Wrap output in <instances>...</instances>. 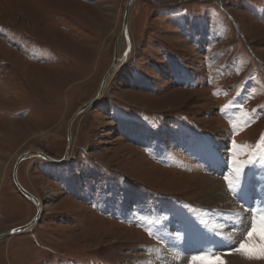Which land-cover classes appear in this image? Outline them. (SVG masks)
<instances>
[{
	"label": "rangeland",
	"instance_id": "rangeland-1",
	"mask_svg": "<svg viewBox=\"0 0 264 264\" xmlns=\"http://www.w3.org/2000/svg\"><path fill=\"white\" fill-rule=\"evenodd\" d=\"M126 1L0 0V233L36 215L16 192V158L61 160L69 121L111 66ZM128 32L132 55L73 122L69 158L17 168L42 215L0 240V264H142L204 212L203 191L238 196L230 170L264 160V0H137ZM257 215L237 263L190 248L184 264H264Z\"/></svg>",
	"mask_w": 264,
	"mask_h": 264
},
{
	"label": "bare ground",
	"instance_id": "bare-ground-1",
	"mask_svg": "<svg viewBox=\"0 0 264 264\" xmlns=\"http://www.w3.org/2000/svg\"><path fill=\"white\" fill-rule=\"evenodd\" d=\"M127 2L128 0L125 3V7ZM129 9L130 8H128V13H129ZM123 17L124 15H122V21H123ZM234 19L236 20V18ZM127 24H128V20H127ZM123 33H124L123 36L120 37V40L116 46L117 57L119 59L121 66L124 64V62L127 59H129V57L132 55L133 52L132 42L128 34L129 33L128 27L123 29ZM108 70L105 72V74H107ZM117 71L118 69L116 68L114 69V67H112L111 73L108 74L106 78V86L108 85L114 73H116ZM100 95L101 93H99V97ZM71 131H72V127H71ZM212 151L213 150L209 149L206 153L213 167L215 169H219V167L222 168L223 167L222 160L219 157L214 156V154L211 153ZM238 153H240V151H238ZM68 158H69V154L65 156L64 161H66ZM245 170H246L245 167H240V168L238 167L237 169L233 168L232 170H230V172L234 177V180L238 182V186H239L238 200L241 201L240 203L244 204V208L243 207L240 208L241 206L237 205L238 203L237 196L233 197V195H231V193L227 191L225 187L224 190L212 189L215 191H212L209 194L203 191L202 196L205 197V200H203L204 203H202L204 204L202 210L205 213L202 212L196 214L198 217L197 220L195 219L192 220L189 218H187L186 220L184 219V224L186 226H184V230H183L184 234L182 238L180 237L181 238L180 240H178V238L177 240L174 239L175 235L169 232L165 235V242L159 245L148 246L147 248L148 258L143 260L142 264H159L158 263L159 260L167 256L170 259L172 257L176 258L178 264H184L186 254L188 253L187 251L190 248H192L193 252H196L200 248H208V249L216 248L220 250L221 252L220 254H222L225 259L237 263L241 257H239V254L236 252L235 247L237 246V243L240 239V235L243 234V232L245 231L248 225V219L250 218L251 215L256 213H261L264 215V160L253 165L249 169L247 168L246 173ZM215 179H216L215 173L208 174L209 181H214ZM199 219H201L205 223L204 227L198 226ZM124 230L126 229L124 228ZM7 233H9V231L2 232L0 233V235ZM125 233H127V231ZM131 234H130V238H131ZM140 234L137 235L139 236ZM131 240H129L128 242H130ZM132 243H134L133 240ZM168 246L172 247L175 250L174 252L175 255L173 253L171 254L169 253L167 249ZM164 261L166 262L167 260L164 259Z\"/></svg>",
	"mask_w": 264,
	"mask_h": 264
},
{
	"label": "water",
	"instance_id": "water-1",
	"mask_svg": "<svg viewBox=\"0 0 264 264\" xmlns=\"http://www.w3.org/2000/svg\"><path fill=\"white\" fill-rule=\"evenodd\" d=\"M136 0H128L127 4H126V7H125V10H124V17H123V21H122V29H121V33H120V36L118 38V41L115 45V52H114V56H113V59H112V62H111V66H110V69L108 70L107 74L104 75L102 81H101V84L99 86V89L97 91V95L90 101L88 102L87 104L83 105L82 107H80L76 113L74 114V116L72 117V119L69 121L68 123V126H67V148H66V151H65V154L63 155V157L61 158V160H55L47 155H45L44 153H42L41 151H38V150H33V151H30L28 153H24L23 155L19 156L15 162V165L13 167V183L16 187V190L17 192L22 196L24 197L25 199H27L29 202H31L34 207L36 208V215L33 217V219H31L30 222H28L27 224L19 227V228H16V229H13L11 231H9V233L7 234H1L0 235V240L5 238V237H14V236H18V235H21V234H24L26 233L28 230H30L31 228H33L35 225L38 224V222L40 221V218H41V215H42V208H41V203L39 201V199H37L36 197H34L31 193H29L22 185L21 183L18 181V177H17V168L18 166L21 164V162H23L24 160L26 159H31L33 157H37L38 159H42L44 161H48L50 163H53V164H61V163H64L65 161V156L68 155V150L71 146V140H72V132H71V127L73 125V122L75 121V119L77 117H79L80 115H82L83 113H85L89 108H91V106H93L95 104V102H97L100 97L102 96L103 94V91L105 90V87H106V78L108 76V74L111 73V69L112 67H114V69H119L121 67L120 65V62H119V59L117 57V49H116V46L120 40V37L123 36V29H125L126 27H128L127 25V20L129 18V13H130V9L132 8V6L135 4ZM131 6V7H130ZM128 8L129 9V13H128ZM237 27V26H236ZM238 28V27H237ZM240 32V31H239ZM241 34V32H240ZM120 65V66H119ZM99 93H101L100 97H99ZM99 97V98H97Z\"/></svg>",
	"mask_w": 264,
	"mask_h": 264
},
{
	"label": "snow or ice",
	"instance_id": "snow-or-ice-1",
	"mask_svg": "<svg viewBox=\"0 0 264 264\" xmlns=\"http://www.w3.org/2000/svg\"><path fill=\"white\" fill-rule=\"evenodd\" d=\"M247 236H251L253 235L252 232H249V233H246ZM261 239L264 240V233H261ZM241 248L244 250V251H249L245 246L241 245Z\"/></svg>",
	"mask_w": 264,
	"mask_h": 264
},
{
	"label": "trees",
	"instance_id": "trees-1",
	"mask_svg": "<svg viewBox=\"0 0 264 264\" xmlns=\"http://www.w3.org/2000/svg\"><path fill=\"white\" fill-rule=\"evenodd\" d=\"M17 192V191H16ZM157 225H158V223H157ZM158 230H159V227H158Z\"/></svg>",
	"mask_w": 264,
	"mask_h": 264
}]
</instances>
